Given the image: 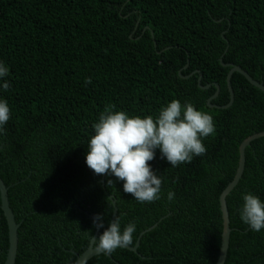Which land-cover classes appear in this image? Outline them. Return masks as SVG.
Wrapping results in <instances>:
<instances>
[{
  "label": "trees",
  "instance_id": "trees-1",
  "mask_svg": "<svg viewBox=\"0 0 264 264\" xmlns=\"http://www.w3.org/2000/svg\"><path fill=\"white\" fill-rule=\"evenodd\" d=\"M0 60L10 69V88L0 93L11 113L0 177L19 224L15 264H73L72 252L82 253L95 232L89 215L110 223L108 195L121 227L136 225L130 246L157 224L136 253L117 248L86 264H215L219 195L234 177L240 143L264 131V93L234 72L231 106L206 102L215 84L211 103L229 102L231 67L222 63L264 84V0H0ZM172 99L210 114L215 133L203 141V156L175 168L156 150L148 163L162 177L161 198L138 203L122 181L85 165L92 124L107 106L154 116ZM244 155L225 198L232 230L224 264H264V230L251 231L238 214L241 193L264 200V137ZM7 249L0 208V264Z\"/></svg>",
  "mask_w": 264,
  "mask_h": 264
},
{
  "label": "clouds",
  "instance_id": "clouds-1",
  "mask_svg": "<svg viewBox=\"0 0 264 264\" xmlns=\"http://www.w3.org/2000/svg\"><path fill=\"white\" fill-rule=\"evenodd\" d=\"M9 75V66L0 60V93L10 88L6 79ZM84 83H91V79L85 78ZM10 115L7 100L0 96V137L4 135V125ZM214 133L212 116L188 101L181 103L172 99L154 116L130 115L107 106L92 124L84 162L94 175H107L115 177L117 182L122 181V191L136 202L151 203L161 198L162 177L148 163L154 159L156 150L170 167L175 168L203 156L206 152L203 141ZM110 183H113L111 179L107 181ZM174 196V192L169 191L165 199L171 202ZM241 199L240 221L251 231L264 230V200L250 192L241 193ZM92 223L102 229L95 238L97 251L110 254L133 243L134 222L121 227L120 220L115 219L105 226L104 216L96 214Z\"/></svg>",
  "mask_w": 264,
  "mask_h": 264
},
{
  "label": "water",
  "instance_id": "water-1",
  "mask_svg": "<svg viewBox=\"0 0 264 264\" xmlns=\"http://www.w3.org/2000/svg\"><path fill=\"white\" fill-rule=\"evenodd\" d=\"M222 64L224 66H230L231 67V69L229 70L227 77H226V83H227V88H228V92H229V102L223 106H218V105L211 103V100L215 99L218 95V92H219V85L215 84V88H216L215 93L212 96H210L206 102L207 106L209 108L225 109V108H228L231 106V104L233 103V100H234V97H233L234 92H233V89L231 87V76L234 72H238L239 74H241L252 86H254L255 88H257L258 90H260L261 92L264 93V84L253 79L241 67L233 65V64H224V63H222ZM199 82H200V78L198 79V83ZM199 87L201 89H208L210 87V85L209 84H207L205 86L199 85ZM260 137H264V131L252 134V135L248 136L247 138H245L240 143L239 148H238V153H239L238 165H237L234 177L226 185V187L221 191V193L219 195V205H220L221 218H222V233H221L219 254H218V258H217L215 264H224V261L226 259L227 250H228L229 236H230V233L232 230L229 227L228 209H227L225 198L229 194V192L237 185V183H238V181H239V179L243 173L244 163H245V155H244L245 148L247 146H249L251 141H253L257 138H260ZM0 149H1V146H0ZM7 191H8V188L6 187V185L4 184L3 180L0 177V208L3 212V215H4L6 223H7V228H8V249L6 252V259L4 261V264H15V257H16V252H17V229H18L19 224L16 223L15 216H14V214H13V212L9 206ZM108 198H109V200L113 206L112 215H111V219H110V222H111V221L115 220V218H116L117 208H116L115 200L113 199V197L108 195ZM89 218L93 221L94 216L89 215ZM156 224H154L153 226L142 231L140 233V235L138 236V238L136 239V242L133 246L129 245L126 247H121V248L136 253L137 248L139 246L140 237L144 233L153 229L156 226ZM94 228H95V232L92 235V237L90 238L89 243H88L87 247L85 248V250L80 254L72 252L75 256V261L73 264H86V262L89 259H91L92 257H94L96 255H100V254L107 255L104 252L97 251L94 248L95 238L97 237V232H98V229L95 226H94ZM114 263L119 264L117 262H114Z\"/></svg>",
  "mask_w": 264,
  "mask_h": 264
},
{
  "label": "rangeland",
  "instance_id": "rangeland-1",
  "mask_svg": "<svg viewBox=\"0 0 264 264\" xmlns=\"http://www.w3.org/2000/svg\"><path fill=\"white\" fill-rule=\"evenodd\" d=\"M185 77H187V76H183V78H185ZM214 93H215V92H214ZM214 93H213V94H214Z\"/></svg>",
  "mask_w": 264,
  "mask_h": 264
}]
</instances>
